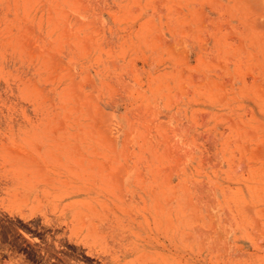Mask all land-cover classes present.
<instances>
[{
	"label": "rangeland",
	"instance_id": "obj_1",
	"mask_svg": "<svg viewBox=\"0 0 264 264\" xmlns=\"http://www.w3.org/2000/svg\"><path fill=\"white\" fill-rule=\"evenodd\" d=\"M0 264H264V0H0Z\"/></svg>",
	"mask_w": 264,
	"mask_h": 264
}]
</instances>
